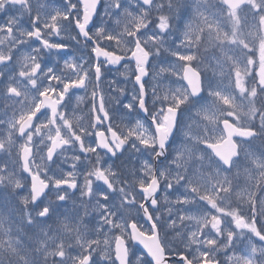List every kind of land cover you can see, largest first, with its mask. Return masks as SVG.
I'll return each mask as SVG.
<instances>
[{"label": "snow or ice", "instance_id": "snow-or-ice-1", "mask_svg": "<svg viewBox=\"0 0 264 264\" xmlns=\"http://www.w3.org/2000/svg\"><path fill=\"white\" fill-rule=\"evenodd\" d=\"M261 220L264 0H0V264H264Z\"/></svg>", "mask_w": 264, "mask_h": 264}, {"label": "flooded vegetation", "instance_id": "flooded-vegetation-1", "mask_svg": "<svg viewBox=\"0 0 264 264\" xmlns=\"http://www.w3.org/2000/svg\"><path fill=\"white\" fill-rule=\"evenodd\" d=\"M26 22V21H25ZM78 95H83L82 92L78 93ZM76 106V102H75V99L73 100V107ZM88 107H89V100L88 99H85V101L83 103H81L79 105V108L81 109H84V112L81 113L79 110L75 113L76 115H83V114H86L87 111H88Z\"/></svg>", "mask_w": 264, "mask_h": 264}, {"label": "rangeland", "instance_id": "rangeland-1", "mask_svg": "<svg viewBox=\"0 0 264 264\" xmlns=\"http://www.w3.org/2000/svg\"><path fill=\"white\" fill-rule=\"evenodd\" d=\"M249 79H251V77ZM69 209H71V202L69 203ZM72 251H73V253H75L76 251H78V249H73ZM220 255L222 256V254H220Z\"/></svg>", "mask_w": 264, "mask_h": 264}]
</instances>
